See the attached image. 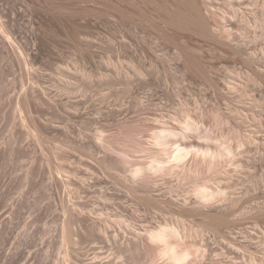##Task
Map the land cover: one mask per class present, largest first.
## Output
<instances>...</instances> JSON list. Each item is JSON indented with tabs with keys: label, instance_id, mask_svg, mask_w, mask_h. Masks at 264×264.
Returning a JSON list of instances; mask_svg holds the SVG:
<instances>
[{
	"label": "rangeland",
	"instance_id": "1",
	"mask_svg": "<svg viewBox=\"0 0 264 264\" xmlns=\"http://www.w3.org/2000/svg\"><path fill=\"white\" fill-rule=\"evenodd\" d=\"M185 118L244 142L133 179ZM162 226L180 264H264V0H0V264H172Z\"/></svg>",
	"mask_w": 264,
	"mask_h": 264
},
{
	"label": "bare ground",
	"instance_id": "2",
	"mask_svg": "<svg viewBox=\"0 0 264 264\" xmlns=\"http://www.w3.org/2000/svg\"><path fill=\"white\" fill-rule=\"evenodd\" d=\"M179 125L180 130L178 131L161 128L153 132L151 138L153 147H149L152 148L151 150L148 149L150 150L149 161L133 167L131 170L133 179H141L146 175L157 177L158 175L175 176L180 174L183 176V180L185 178L197 180L200 179V173H203L205 168H207L206 171L215 170L216 159L234 154V148L230 141H233L236 147H240L244 142V138L236 133L214 138L208 133L200 135L199 127L190 118L180 121ZM193 136L201 139V142L194 141ZM189 162H194L193 167ZM202 165L205 166L204 170H202ZM198 176L200 177L198 178ZM223 179L216 176L213 182L206 179L207 181L194 184L192 194L201 205L222 198L226 194L221 186ZM196 180L193 181L196 183ZM149 237L153 243H158V246H161L160 252L167 255L172 264H180L191 255L189 249L181 243L182 232L176 226H162L158 230L150 232Z\"/></svg>",
	"mask_w": 264,
	"mask_h": 264
}]
</instances>
